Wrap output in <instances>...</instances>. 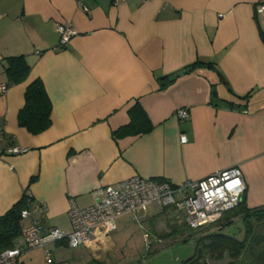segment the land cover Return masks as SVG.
Returning <instances> with one entry per match:
<instances>
[{"label":"crops","instance_id":"0c3cea01","mask_svg":"<svg viewBox=\"0 0 264 264\" xmlns=\"http://www.w3.org/2000/svg\"><path fill=\"white\" fill-rule=\"evenodd\" d=\"M262 1L1 0L0 87L9 82V58L26 56L32 70L0 91V216L29 189L35 201L27 225L71 231V204L93 205L99 188L135 175L182 184L230 167L243 172L248 208L263 207ZM61 24L77 31L63 47ZM37 79L53 105L52 125L32 134L18 117ZM136 104L153 129L115 139ZM11 147L25 152L12 155ZM162 208L150 204L139 220L124 215L116 232L86 246H52L55 264L106 262L120 254L121 234L135 222L154 243L159 235L186 236L178 215L186 221L185 210L165 207L163 215ZM25 259L26 251L19 262Z\"/></svg>","mask_w":264,"mask_h":264},{"label":"built area","instance_id":"2783aa9c","mask_svg":"<svg viewBox=\"0 0 264 264\" xmlns=\"http://www.w3.org/2000/svg\"><path fill=\"white\" fill-rule=\"evenodd\" d=\"M118 3L120 0H114ZM143 2L151 0H141ZM82 5V2L79 1ZM259 13L264 14V0ZM61 35V47L65 46L77 34L71 25L61 24L58 27ZM7 90L6 85L0 87L1 92ZM182 120H188L187 109L177 111ZM182 142L187 137H181ZM25 152L19 147H11L12 155ZM245 179L241 168L230 167L209 175L199 181H187L173 184L168 181L151 180L135 175L119 182L117 185H107L94 191L93 205L81 209L74 203L69 210L71 231L59 228L45 229L39 221H33L23 227L22 235L26 249L17 245L0 253V264H18L20 256L27 250L42 248L45 250V264H55L52 246L65 242L70 248L86 246L98 239L99 234L108 236L119 228V219L132 214L139 220L141 212L152 203L164 207L183 208L186 212V223L194 231H201L218 224L224 214L237 207L243 199ZM23 219L31 216L30 210H24ZM148 235L146 236L147 242Z\"/></svg>","mask_w":264,"mask_h":264},{"label":"trees","instance_id":"16d2710c","mask_svg":"<svg viewBox=\"0 0 264 264\" xmlns=\"http://www.w3.org/2000/svg\"><path fill=\"white\" fill-rule=\"evenodd\" d=\"M6 70L9 76V82L6 85L8 88L11 85L26 81L31 73L32 66L27 61L26 56L21 55L9 58ZM243 98L247 97L245 96ZM52 110L53 105L47 90L42 80L37 79L27 87L25 93V106L20 111L18 117L19 125L26 128L32 134H40L51 127ZM129 113L132 119L131 123L128 126L113 132V137L115 139L125 135L145 134L153 129V123L140 104L134 105L129 110ZM34 181L33 178L31 183ZM34 201V197L30 194L29 189H27L22 198L16 202L7 213L0 216V253L16 246V240L22 234L23 230L22 213L24 210H30L34 205ZM232 210H234L232 218L264 215V206L250 209L244 198L241 203ZM232 218H225V220H230ZM206 237L207 239L198 250L197 261L193 262V264H197L199 261L203 264H208L206 257L212 260H222L226 255H229L230 258H232L233 261L231 264H235L241 257L243 246H240L238 242L234 241L229 236L211 234ZM18 264L23 263L18 262Z\"/></svg>","mask_w":264,"mask_h":264},{"label":"rangeland","instance_id":"374dc122","mask_svg":"<svg viewBox=\"0 0 264 264\" xmlns=\"http://www.w3.org/2000/svg\"><path fill=\"white\" fill-rule=\"evenodd\" d=\"M164 212L163 215H169L170 213L168 210H165L166 208L162 206ZM180 215L181 221H180V230L183 232L184 235H177L173 234L171 236L164 235V236H156L158 239V243H154L153 236L149 234L150 230L143 229V226L135 222V224L130 225L128 230L125 229L124 233L121 234L122 239L124 240V244L122 247L118 248L120 250V254L112 253L111 256L107 259L106 262H103L102 264H129L130 262H133L134 260H143V258L149 260L152 258V263L154 264H171V261L177 259V260H186L188 257H190L194 252V246L191 244L185 243V239L187 237L195 236L196 234L199 235V233H208L212 232L215 229V225L209 226L201 231H198L197 233H194L196 231L192 230L188 224L185 221V217H183V213H178ZM234 215V210L227 211L224 214L225 218H232ZM28 221L26 219H23L22 226L25 227L27 225ZM151 226L150 224H148ZM146 226V225H145ZM149 228V227H148ZM144 230L147 231L150 237V244L145 239L144 236ZM235 231L234 228L226 229V232L229 234L231 231ZM126 232V233H125ZM197 235V236H198ZM16 245L22 249H26V243L24 240L23 235L21 234L17 240ZM172 245V246H171ZM39 249V250H38ZM68 254L73 255V250H67ZM206 260L208 261V264H227L228 262H232V258H230L229 255H226L222 260H216V259H209L206 257ZM25 264H45V257L43 255L42 250L40 248L37 249H30L26 251V259ZM60 264H69L68 262H63ZM90 264H97L90 263Z\"/></svg>","mask_w":264,"mask_h":264},{"label":"flooded vegetation","instance_id":"af4514ba","mask_svg":"<svg viewBox=\"0 0 264 264\" xmlns=\"http://www.w3.org/2000/svg\"><path fill=\"white\" fill-rule=\"evenodd\" d=\"M234 228L235 231H231L229 234L226 229ZM211 234L227 235L234 241L238 242L240 246H243V252L241 257L235 264H264V215L261 216H249V217H237L230 220H223L219 222L212 232L201 233L195 236L186 238L185 243L194 245V251L198 244L197 253L191 258L186 260H173L171 264H193L196 262L198 250L202 246L203 242L207 239L206 236ZM194 253V252H193ZM152 258L144 259L141 262L150 263ZM197 264H203L199 261ZM227 264H231L228 262Z\"/></svg>","mask_w":264,"mask_h":264},{"label":"water","instance_id":"95a60500","mask_svg":"<svg viewBox=\"0 0 264 264\" xmlns=\"http://www.w3.org/2000/svg\"><path fill=\"white\" fill-rule=\"evenodd\" d=\"M197 248H198V244L196 245L195 251H194V253H193V255L191 257L195 256V254L197 253ZM191 257H189V258H191ZM136 264H154V262L153 263L152 262H150V263L139 262V263H136Z\"/></svg>","mask_w":264,"mask_h":264}]
</instances>
